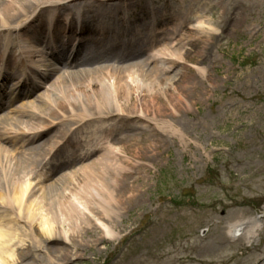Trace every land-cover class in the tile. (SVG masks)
<instances>
[{
    "label": "bare ground",
    "instance_id": "obj_1",
    "mask_svg": "<svg viewBox=\"0 0 264 264\" xmlns=\"http://www.w3.org/2000/svg\"><path fill=\"white\" fill-rule=\"evenodd\" d=\"M134 1L0 0V264H38L40 255L62 264L80 256L77 244L118 238L116 222L134 197L121 150L129 136L116 138L134 131L126 123L143 126L139 136L185 143L175 121L197 89L183 81L186 64L205 38L193 68L206 79L212 26L192 22L190 8L163 17L142 6L130 22ZM85 44L93 50L79 59ZM245 228L249 242L257 230Z\"/></svg>",
    "mask_w": 264,
    "mask_h": 264
},
{
    "label": "rangeland",
    "instance_id": "obj_2",
    "mask_svg": "<svg viewBox=\"0 0 264 264\" xmlns=\"http://www.w3.org/2000/svg\"><path fill=\"white\" fill-rule=\"evenodd\" d=\"M142 6L163 17L190 8L192 22L211 24L206 79L193 68L206 44L201 38L183 78L197 86L189 90L192 106L175 121L185 143L160 142L167 141L161 133L139 136L143 126L126 123L134 131L121 129L116 138L129 136L121 150L134 197L116 222L118 238L77 244L80 256L62 264H264V0H135L126 18L142 16ZM247 224L257 230L249 242ZM231 225L241 227L236 233ZM38 261L53 264L43 255Z\"/></svg>",
    "mask_w": 264,
    "mask_h": 264
}]
</instances>
